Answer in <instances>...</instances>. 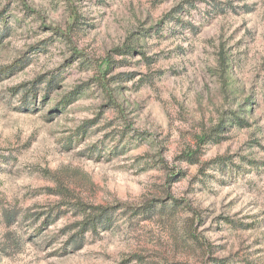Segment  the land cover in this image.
Returning a JSON list of instances; mask_svg holds the SVG:
<instances>
[{
  "label": "rangeland",
  "instance_id": "374dc122",
  "mask_svg": "<svg viewBox=\"0 0 264 264\" xmlns=\"http://www.w3.org/2000/svg\"><path fill=\"white\" fill-rule=\"evenodd\" d=\"M0 264H264V0H0Z\"/></svg>",
  "mask_w": 264,
  "mask_h": 264
},
{
  "label": "trees",
  "instance_id": "16d2710c",
  "mask_svg": "<svg viewBox=\"0 0 264 264\" xmlns=\"http://www.w3.org/2000/svg\"><path fill=\"white\" fill-rule=\"evenodd\" d=\"M110 82V79L107 80ZM96 84L99 85L106 94L109 95V89L107 87L106 80L102 82L100 78H97L95 80ZM192 158H190L191 160ZM196 160V158H193ZM222 160L220 158H217L214 160V162ZM223 163L221 162L220 165ZM176 203V201H175ZM79 205V204H77ZM163 206L159 205H153L150 203H146L143 206H139L134 209V214H141L144 218H150L153 214L157 213L160 211ZM82 213V219L78 220L77 222H74L73 224H70L68 227L69 228H78V234L81 235L84 231H91L92 233H96L97 229H109L112 227L113 221L117 219V210H118V205H109V206H95V207H88L84 206L83 204H80V208ZM4 220L9 224L12 223V220L14 219L15 213L12 212L11 210L7 208H2L1 210ZM74 234L71 235V244H78L77 239H73Z\"/></svg>",
  "mask_w": 264,
  "mask_h": 264
}]
</instances>
